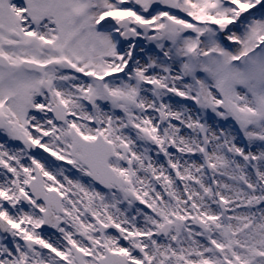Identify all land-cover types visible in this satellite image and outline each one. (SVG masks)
<instances>
[{"label": "snow or ice", "instance_id": "6c2138e0", "mask_svg": "<svg viewBox=\"0 0 264 264\" xmlns=\"http://www.w3.org/2000/svg\"><path fill=\"white\" fill-rule=\"evenodd\" d=\"M0 264H264V0H0Z\"/></svg>", "mask_w": 264, "mask_h": 264}, {"label": "rangeland", "instance_id": "374dc122", "mask_svg": "<svg viewBox=\"0 0 264 264\" xmlns=\"http://www.w3.org/2000/svg\"><path fill=\"white\" fill-rule=\"evenodd\" d=\"M45 155H47V154H45ZM68 167H70V166H68ZM69 174H70V175H73V176H74V175H77V174L74 172V170H73L72 172H70ZM52 234H53V233H51V234H49V235H52Z\"/></svg>", "mask_w": 264, "mask_h": 264}]
</instances>
